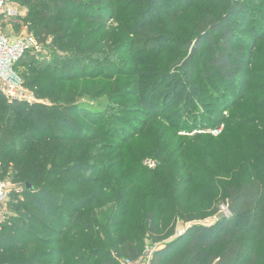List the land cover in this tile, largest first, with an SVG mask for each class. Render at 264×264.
<instances>
[{
	"label": "trees",
	"instance_id": "1",
	"mask_svg": "<svg viewBox=\"0 0 264 264\" xmlns=\"http://www.w3.org/2000/svg\"><path fill=\"white\" fill-rule=\"evenodd\" d=\"M215 1L24 0L30 27L53 23L59 10L79 15L86 30L80 41L56 37L65 48L50 59L26 54L17 63L36 104L10 103L0 92V158L5 172L14 161L11 179L21 188L11 195L15 215L0 229V264H123L142 255L145 240L170 239L177 218L216 217L217 204L229 217L190 226L151 264H264V0H227L225 15L208 13L189 37L179 33L181 19ZM114 21L120 36L106 30ZM50 35L43 26L35 37L47 44ZM169 81L203 102L198 117L173 121ZM120 87L132 88L125 94L136 100L114 105L125 99L114 95ZM216 129L220 135L210 136ZM152 132L158 153L150 157L163 165L158 178L142 166L147 155L131 149ZM182 132L206 143L207 165L202 170L194 147L183 145L188 176L170 188V151ZM196 183L210 204L206 216L187 203ZM142 191L150 209L137 227L130 211Z\"/></svg>",
	"mask_w": 264,
	"mask_h": 264
},
{
	"label": "rangeland",
	"instance_id": "2",
	"mask_svg": "<svg viewBox=\"0 0 264 264\" xmlns=\"http://www.w3.org/2000/svg\"><path fill=\"white\" fill-rule=\"evenodd\" d=\"M14 3L17 5V7H19V9L21 11H25L27 12L26 17L24 18L26 21V18L28 16V7L26 6L24 0H14ZM204 7H200L201 9H197L194 11H191L190 14H188L186 17H184V19H181L178 24H177V28L179 29V33L182 34L184 33L187 37H189V35L194 31V29L197 27V23L200 22L201 20H203L206 14L211 13L213 14L215 17L219 18L222 17L223 15H225V13L228 10V1L225 0H219V1H215L211 4H204ZM257 6V3H256ZM52 17L54 19L53 23L50 22H43L40 21L39 23H35L33 24V27H30L29 23L26 21L25 25H23L22 27L17 25V21L16 20H12L9 21L8 25L5 26V29H7V31L9 32L10 35L12 36H17L18 34H28V35H32V36H36V30L40 27H46L47 30L51 31V35L49 37V40L47 42V44H42L44 51H43V56L40 57L39 59H43V58H47L50 59V57L55 54L56 52H63L64 48H65V44H62L60 41L55 40L56 37H60L61 35H65L68 36L69 40H71L70 38L72 36L76 37L77 41L82 40V37H78L77 34L79 32H85L86 30V26L84 24V22L82 21L81 17L79 15H71L68 12H60L59 10H52L51 12ZM63 22L70 24V26H72L71 28H67L66 25L63 24ZM108 29L106 30H114V35H119L120 36V31H119V27L118 24L114 21V22H109L108 24ZM118 30V31H117ZM36 38V37H35ZM127 57V52L126 51H122L120 53V58H126ZM34 58V57H33ZM47 65V64H46ZM126 65V64H125ZM26 66V65H25ZM48 66V65H47ZM44 66L43 64V68L47 67ZM24 66L21 67H15V72L17 73V75L20 78V82H21V87L23 88V90L25 91L26 100L28 101H22V102H11V103H16V104H26L27 106L29 105H33L36 104L38 102L36 95H34V92L23 86V79L21 78L23 71L25 72V70H23ZM23 70V71H22ZM22 71V72H21ZM129 71V70H128ZM167 85L165 86H170L171 91L168 92L165 95V99L168 101L167 105L170 106L172 105V109L170 112H174L173 113V121H180L183 120L184 118H196L198 117L202 111L204 110V105L200 104L203 103L202 101H200L199 99H195V95L194 93H190V94H186V92H184V85L183 84H175L173 81H169L166 83ZM132 88H123L120 87V89L117 90V92L114 94L116 96H124L125 99L122 100H115L114 105H119V104H126L127 102H133L136 99L129 97V94H125V92L131 91ZM172 90H175L176 93H174ZM1 92V90H0ZM164 94V93H163ZM200 94V93H199ZM199 94L196 95L197 97H199ZM162 95V94H161ZM183 97H184V102H183ZM93 98H89L86 100H89L91 102H95V104H102L104 105L105 102L107 101L106 97H103L102 99H100L99 101L97 100V102L94 100H92ZM5 100L7 102H9L6 98ZM185 100H189V102H191V104L189 106H185ZM1 103H4L3 100L0 99ZM108 102V101H107ZM200 104V105H199ZM201 108L203 110H201ZM200 113V114H198ZM215 116V115H214ZM193 133H196L195 131ZM210 136H215L218 137L220 135V130L216 129L210 132ZM175 136L177 137V139H175L174 142V148L170 151L171 152V157L174 158V161L171 164V167L169 168V174H167V178L169 179V183L167 184L168 186H170V188H173L174 184L179 182L180 180H184L185 178H187L188 174L186 173L187 169H183L184 166H188V163L185 162L182 158V151L181 148L182 146H193L194 150L197 152V155H199V162H198V166L202 168V170L204 169L205 165H207V163H204L202 161V157H203V150L205 148L206 143H203L202 141H200V143H195L192 141V137H189V133L188 132H182V133H178L175 134ZM37 138V137H36ZM167 138L170 140V137L167 136ZM174 138V137H173ZM173 140V139H172ZM171 140V141H172ZM157 141H158V135L155 133H151V134H147L145 135L143 138L138 139V141L135 143V146L132 147V153H134L135 155H138L137 157H141L143 155H147V158L144 160V162L142 163V166L147 170V171H153L154 172V176L156 178H158L159 175V170L162 169L163 165L160 166L156 159H154L153 154H157L158 153V145H157ZM231 145V144H230ZM228 147V152H231L232 150V146ZM227 147V144L225 145V149ZM21 149L18 148L16 146L15 148V152H20ZM11 154H8V156H10ZM170 155V153H169ZM190 158L191 154L189 155ZM238 157L240 158V155H238ZM112 159H115V156L112 157ZM111 158H107L106 160H102V161H96L99 163H105V162H110ZM238 160L236 159L235 162H237ZM8 164L7 161L3 160L0 158V176L7 182L10 183V188H11V194H10V198L7 202V204L3 207L1 213H0V229L4 228L6 226V223L15 215V213L13 212V210L10 207V202H11V198H12V193L13 192H17L20 188V183L15 182L11 179V175L14 173L13 172V167H14V161L9 163V170L8 172H5L3 170L4 165ZM190 166L193 167H198L195 164L191 163L189 164ZM86 174H88L87 172H85ZM176 174H181L180 177L176 180ZM179 180V181H178ZM199 185V182H198ZM197 183L188 187L187 189V203L189 204V207H193L195 206L197 209L202 210L201 212H203L206 215L210 214L211 212L209 211L210 208V204L206 203L203 204V198H205V195H203L202 193H199V191L195 192ZM170 193V191H168ZM196 196L198 198H196ZM187 204V205H188ZM193 205V206H192ZM217 206H219L218 209V215L216 217L211 216V217H207L204 218L200 221H195L189 224H184L183 222H179L178 218L175 224V234L168 240H166L163 243L160 244H155L153 242H151L150 240H145V248H151V249H155V251L163 249L165 247V245H167L168 243H170L171 241H173L174 239H178L181 238L183 234H185L186 230H188V228L190 226L193 225H211L213 223L217 224L220 220H224L225 218H227L225 216V209H224V205L220 204ZM194 207V208H195ZM150 209V205H148L146 203V201L143 199V191L136 195L134 197L132 206H131V218L135 221L132 220V225L140 227L141 226V221L140 219H142V215L144 214L145 211ZM166 212H169L168 209L166 210ZM141 217V218H140ZM8 219V220H7ZM164 223L166 224H173L171 223L168 215H166L164 218ZM184 232V233H183ZM180 233H183L182 235H180ZM5 248V247H4ZM122 264V262H121Z\"/></svg>",
	"mask_w": 264,
	"mask_h": 264
},
{
	"label": "built area",
	"instance_id": "3",
	"mask_svg": "<svg viewBox=\"0 0 264 264\" xmlns=\"http://www.w3.org/2000/svg\"><path fill=\"white\" fill-rule=\"evenodd\" d=\"M26 10L21 11L14 0H0V90L3 96L11 102H22L26 100V94L21 87L20 78L15 72L17 63L28 54L33 59L43 56L42 44L32 35L12 36L5 26L9 21L16 20L17 25H25ZM11 194L10 183L0 176V213L7 204ZM225 216L230 212L226 206ZM184 233V232H183ZM183 233H180L182 235ZM155 249L146 248L137 260H124L123 264H151Z\"/></svg>",
	"mask_w": 264,
	"mask_h": 264
},
{
	"label": "water",
	"instance_id": "4",
	"mask_svg": "<svg viewBox=\"0 0 264 264\" xmlns=\"http://www.w3.org/2000/svg\"><path fill=\"white\" fill-rule=\"evenodd\" d=\"M27 188H28V189H31V186L28 185Z\"/></svg>",
	"mask_w": 264,
	"mask_h": 264
}]
</instances>
